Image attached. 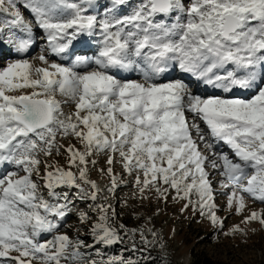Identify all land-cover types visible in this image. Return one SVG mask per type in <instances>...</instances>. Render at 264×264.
I'll return each instance as SVG.
<instances>
[{
	"label": "snow or ice",
	"instance_id": "obj_1",
	"mask_svg": "<svg viewBox=\"0 0 264 264\" xmlns=\"http://www.w3.org/2000/svg\"><path fill=\"white\" fill-rule=\"evenodd\" d=\"M0 61V264H150L116 165L156 215L171 200L222 231L224 196L226 236L264 227V0H0Z\"/></svg>",
	"mask_w": 264,
	"mask_h": 264
},
{
	"label": "rangeland",
	"instance_id": "obj_2",
	"mask_svg": "<svg viewBox=\"0 0 264 264\" xmlns=\"http://www.w3.org/2000/svg\"><path fill=\"white\" fill-rule=\"evenodd\" d=\"M92 47L94 48L92 51H94L96 45L93 44ZM37 51L38 49H34L30 55H34ZM91 53L89 52L88 54L91 55ZM3 63L4 61H0V64ZM130 78L140 79L137 74H133ZM57 99L63 100L64 98L58 94ZM63 110L67 114L74 110V108L65 105ZM221 150L228 151L226 147H223ZM59 159L60 163L63 164V158ZM104 160V157H100L96 168H92L89 173V178L95 180L101 187H105L108 184L107 177L102 176L97 170L101 167H106ZM115 170L121 173L122 178L127 183L119 187L113 203L118 211L121 209L119 201L127 199L129 203L128 209L120 216L119 222L124 223L129 228L144 227L150 241L153 238L148 229L154 230L157 233V240L150 250L160 252L171 261V264H191L196 254L207 255L221 264H264V227L253 222L247 226L250 229L247 237L240 235L226 236L224 234L230 227L239 224L242 219L241 216H236L235 214L229 215L227 213L226 197H216V203L220 209L218 215L225 218L223 230L218 231L212 228L207 221L198 222L200 221V217L193 216L190 211L186 214H181L179 211L180 206L174 204L171 200H169L167 207L163 204L159 205L161 209L159 215L155 214L157 204L154 197L150 204L145 201L144 206L141 207V202L133 198V193L136 191L131 182L133 177L123 174L119 165H116ZM217 180L218 178H213L214 188H218ZM41 190L44 191L43 189ZM44 194L45 196L47 195L46 191H44ZM88 203L90 202L77 201V207L87 209ZM248 208L249 210L260 209L264 208V205L249 201ZM247 214V211H245L244 215ZM136 217L141 218L137 219ZM148 217H152L151 221L148 220ZM65 224H77L75 215L69 216ZM240 227H245V225L240 224ZM61 231H67L69 236L76 235V230L72 227H62ZM81 232H83V229H81ZM81 238L91 243L90 236L82 235ZM42 239H51V236H44ZM160 244L164 245L163 249L160 247ZM114 247L103 250L104 254L106 256L122 254L121 252H114Z\"/></svg>",
	"mask_w": 264,
	"mask_h": 264
},
{
	"label": "trees",
	"instance_id": "obj_3",
	"mask_svg": "<svg viewBox=\"0 0 264 264\" xmlns=\"http://www.w3.org/2000/svg\"><path fill=\"white\" fill-rule=\"evenodd\" d=\"M124 247L125 245H117L116 247H114V252L116 253L121 252L123 255L127 256L128 253L123 252ZM150 252L152 257L150 264H171V261L164 255H162L160 252L152 251V250H150ZM191 264H221V263L213 260L211 257L207 255L196 254Z\"/></svg>",
	"mask_w": 264,
	"mask_h": 264
},
{
	"label": "bare ground",
	"instance_id": "obj_4",
	"mask_svg": "<svg viewBox=\"0 0 264 264\" xmlns=\"http://www.w3.org/2000/svg\"><path fill=\"white\" fill-rule=\"evenodd\" d=\"M93 49H94V48L92 47V49H91V50H89V51H88V53H89V52H92V50H93ZM80 50H81V52H83V51H84V50H82V49H80ZM33 51H34V49H33ZM132 75H133V74H131V75H130V77H132ZM130 77H129V78H130ZM211 93H212V89H208V94H211ZM216 94H220V93H219V92H217Z\"/></svg>",
	"mask_w": 264,
	"mask_h": 264
}]
</instances>
